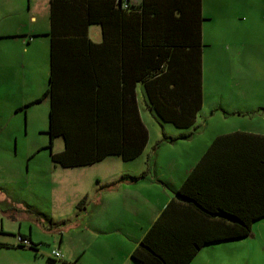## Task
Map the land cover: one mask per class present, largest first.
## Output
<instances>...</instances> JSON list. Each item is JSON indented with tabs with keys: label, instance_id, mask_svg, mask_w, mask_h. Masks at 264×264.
Segmentation results:
<instances>
[{
	"label": "crops",
	"instance_id": "0c3cea01",
	"mask_svg": "<svg viewBox=\"0 0 264 264\" xmlns=\"http://www.w3.org/2000/svg\"><path fill=\"white\" fill-rule=\"evenodd\" d=\"M130 1L132 3L139 2V0ZM200 12L202 21H200L198 75L196 73L194 79L177 87L173 96L169 94L172 92L171 86L166 84L164 89L168 99L171 100L169 105L172 106L182 103L189 108H195L196 98L199 97L200 111L196 115L194 125L185 130L160 120L149 107L145 98L142 84L139 82L140 70L137 47L132 43L135 36H138L139 24L136 17L125 15V19L118 20L119 23L125 22V20L127 23L129 22L124 30L117 27L118 22L116 20L114 22L115 29H111L110 27L114 23L109 22L105 28L107 37L104 36L102 24L90 26L88 28L89 37L98 46L93 51L94 56L92 55L91 58L89 57L90 51L80 48L76 44L77 40L74 42L67 40V42L72 43L74 49L68 54H62L60 58V79L64 85L61 94L67 100L74 95L85 98L86 94L85 101L90 103L91 98L95 99V92L97 91L99 104L101 107H105L109 113L111 106H118L120 113L124 111V117L131 132L133 119L137 123L140 115L148 131L149 140L139 157L149 154L153 157L171 154V158L167 159L163 165V172L167 176L150 169L151 164L149 162V170L142 166L138 171L133 163L128 164L136 159L126 162L118 156H109L101 162L87 166V168H64L52 161L50 163L52 169L48 173L50 176L47 179L49 180L50 199L53 202L50 223L54 227L64 223L66 226H64V233L57 234V237L50 236L55 240L53 244H56L51 254L58 250L65 257L67 253L64 262L69 264L72 261H79V264H135L132 255L139 247L140 241L158 220L166 206L176 198L183 182L211 148L216 138L235 133L264 137V129L261 127L237 124L233 130L217 134L212 140H206L201 143L202 145H197L196 140L200 136L198 129L202 127L199 121L200 118L203 119L200 113L207 96L203 56V26L207 18L203 14V0ZM110 18L114 19L115 17L111 15ZM171 22L168 19L162 21L161 25L167 28L171 26ZM94 26H98L100 29V35L97 39L92 36ZM51 32V0H0V239H2L0 243L8 245V247L0 248L12 251L18 259L23 254L24 258L19 264H27L28 260L25 257L27 251L35 255L31 260L33 263L37 264L38 261L43 262L45 260L42 257L39 259L37 254L42 255L40 252L42 247L49 243L35 238V235L48 233L40 220L43 219L47 223L48 220L45 218L48 215H41L38 209H35L38 215L36 225H28L26 212H24L27 203L21 200L20 195L2 187L11 179V177L4 178L2 163L8 160V154L12 151L15 137L18 139V147L19 134L24 132V119H22L24 117L26 133V122H28L29 116L26 109L25 112L23 109L36 102V100H27L25 97L19 96H15L12 100L10 86L20 85V75L29 74L35 81L42 65L49 69L50 81L52 52L49 34ZM94 34L97 37L98 33ZM180 54L181 56L189 55L183 51ZM186 61L189 64H196V60L192 59L191 56ZM197 76L199 78L198 90ZM132 90H135L136 93L135 102L132 97ZM48 100L51 107V101ZM93 103L96 104L97 102L93 101ZM250 103L251 101H249ZM261 105L264 107V102L251 105L252 111L262 109ZM240 106L243 107L235 110V114L239 120L245 121L250 115L247 110L249 109L248 104L246 102ZM12 111H16V113L10 114ZM150 116L157 120L158 131H152L147 126L145 119ZM166 126H170L172 129L168 130ZM165 138L175 139V142L161 143ZM154 139H156L155 142ZM158 144L160 145L157 147ZM150 146H152V151H148ZM231 146L240 147L239 150L247 151L248 154L240 156L238 160L251 158L256 167L260 170L261 168L264 169V155L261 153V150L264 151L263 141L241 136L237 139V143ZM63 151L54 150L55 153ZM111 158H118L124 163L109 161ZM250 167L251 164L249 163L237 161L238 187L254 188L264 181L263 174L256 178L246 176L250 174L248 172ZM174 169L177 170V178L173 177ZM139 172L140 174H138ZM81 202L83 204L78 207ZM81 219H83V223L80 222ZM261 219H264V215L255 221L253 226ZM73 230H75V234L78 232L84 234L83 248L77 247L80 245L77 238L71 242L74 246H67L69 242L64 241L65 236L72 235ZM252 230L256 232L255 227H252ZM50 233L57 232L52 230ZM22 237L29 239L28 242L34 246V249L23 243ZM250 237L252 234L245 238L224 241L229 244L226 251L230 254H241ZM247 239L249 240L244 243L235 244ZM224 242L204 246V248L212 247V249L207 251L208 253H202L204 249L202 248V251L198 252L191 264H212L210 257L217 255V250H220L215 249L214 246ZM53 260L49 255L46 263L56 264L57 260ZM245 263L247 264V261L239 264Z\"/></svg>",
	"mask_w": 264,
	"mask_h": 264
},
{
	"label": "trees",
	"instance_id": "16d2710c",
	"mask_svg": "<svg viewBox=\"0 0 264 264\" xmlns=\"http://www.w3.org/2000/svg\"><path fill=\"white\" fill-rule=\"evenodd\" d=\"M201 3L202 0H139L138 3L130 0H51L52 70L49 88L43 97L51 101L48 134L54 163L64 168H83L109 156L130 162L142 155L148 143V131L140 115L137 123L133 119L131 132L124 111L120 113L118 106H111L109 113L99 104L97 91L90 103L85 101L86 94L85 98L74 95L68 100L61 94L64 85L60 79V58L74 49L67 40H77L80 48L90 51L91 58L98 46L90 39L88 28L102 24L107 37L105 28L109 22L116 20L117 27L123 30L129 25L126 20L118 21L125 19V15L136 17L139 24L138 36L132 43L137 47L139 82L149 107L160 120L180 129L194 125L200 111L199 97L195 108L182 103L172 106L164 89L166 84L171 86L169 94L173 96L177 87L194 79L196 73L198 75ZM111 15L115 18H110ZM168 19L172 21L169 29L161 25ZM110 28L114 30L115 23ZM181 51L189 55L181 56ZM190 56L196 64L186 61ZM198 84L197 76V90ZM132 97L135 102V90H132ZM241 136L264 142V137L246 133L216 138L191 170L176 198L140 241L132 255L135 264H191L204 246L245 238L252 233L253 223L264 215V181L254 188L238 187L237 161L251 164L250 174L246 175L251 178L264 175V169L256 167L251 158L238 160L248 154L246 150H239L240 147L231 146ZM60 137L64 139L65 150L55 153L53 144ZM174 140L165 138L161 143ZM261 153L264 155V151ZM22 240L29 241L23 237ZM0 247L8 245L0 243Z\"/></svg>",
	"mask_w": 264,
	"mask_h": 264
},
{
	"label": "rangeland",
	"instance_id": "374dc122",
	"mask_svg": "<svg viewBox=\"0 0 264 264\" xmlns=\"http://www.w3.org/2000/svg\"><path fill=\"white\" fill-rule=\"evenodd\" d=\"M203 14L207 18L203 26L204 80L207 96L200 113L203 119L200 118L199 121L202 127L198 129L200 136L196 140L197 145H202L201 143L206 140H212L217 134L233 130L237 124L264 129V107L261 105L262 109H256L255 112L251 109V105L264 102V0H203ZM94 33H98L97 37ZM98 35H100V29L94 26L92 36L97 39ZM36 76L37 79L33 81L29 74L20 75V85L10 86L12 100L15 96H19L32 101L42 99V102L36 105L29 104L23 109L24 112L26 109L29 116L26 122V133L24 117L22 118L24 132L19 134L18 147V139L15 137L12 151L8 154L9 158L2 163L4 178L11 177L10 181L2 187L20 195L21 200L27 203L24 212H26L28 225H36L38 215L35 209H38L41 215L49 216L45 218L48 220L47 223L40 219L48 233L35 235V238L49 243L40 251L43 256L37 254L39 259L41 257L45 259L43 262L38 261L37 264H47L48 256L56 245L53 244L55 240L50 236L57 237V234L64 233L66 225L64 223L54 227L50 223V213L53 211L49 180H47L50 176L48 173L52 169L50 168L52 160L48 134L50 103L48 98L43 97L48 87L49 69L42 65L40 73ZM249 101H251L250 104ZM246 102L250 115L245 121H241L237 118L235 110L241 109L243 106L240 105ZM15 113L16 111H12L10 114ZM145 121L152 131H158L159 124L152 116ZM166 129L172 128L166 126ZM64 145L63 138L56 139L54 150L63 151ZM148 151H152V146ZM170 158L171 154L158 157L149 154L128 164L133 163L139 171L142 166L149 170V162L150 169L167 176L163 172V165ZM109 161L124 163L118 158H111ZM173 177L177 178L176 169L173 171ZM80 222L83 223V219ZM253 227L256 232L252 230L250 240L235 243L240 244L249 240L241 254L228 253L226 251L228 242L214 246L215 249L220 250H217V255L210 257L212 264H239L245 261L247 264H264V219L256 222ZM52 230L57 233H50ZM74 232L75 230L71 232L72 235H66L64 241L69 242L67 246H74L71 242L77 238L80 243L77 247L83 248L84 234ZM26 245L34 249L33 245L29 243ZM210 249L212 247H205L202 253H208ZM66 255L67 253L65 257L57 259L56 264H64ZM25 257L28 260L27 264H35L31 261L35 257L33 253L27 251ZM23 258V254L18 259L12 251L0 248V264H19ZM77 262L79 264V261ZM70 264H76V261Z\"/></svg>",
	"mask_w": 264,
	"mask_h": 264
},
{
	"label": "built area",
	"instance_id": "2783aa9c",
	"mask_svg": "<svg viewBox=\"0 0 264 264\" xmlns=\"http://www.w3.org/2000/svg\"><path fill=\"white\" fill-rule=\"evenodd\" d=\"M21 240H22V239H21ZM22 242H23V243H26V244L28 243L26 240H25V241L22 240ZM51 257H52L53 259L57 260V259L62 258L63 255H62V253H61L60 251L55 250V251L52 252Z\"/></svg>",
	"mask_w": 264,
	"mask_h": 264
}]
</instances>
